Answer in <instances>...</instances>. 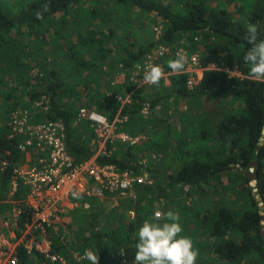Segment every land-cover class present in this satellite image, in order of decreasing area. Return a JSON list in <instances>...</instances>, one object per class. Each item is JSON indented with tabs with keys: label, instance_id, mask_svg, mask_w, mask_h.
Listing matches in <instances>:
<instances>
[{
	"label": "rangeland",
	"instance_id": "rangeland-1",
	"mask_svg": "<svg viewBox=\"0 0 264 264\" xmlns=\"http://www.w3.org/2000/svg\"><path fill=\"white\" fill-rule=\"evenodd\" d=\"M0 1L15 10L33 0ZM157 1L176 12H183L185 4L198 0ZM202 1L209 8L225 9L238 21L243 20L256 3V0ZM165 28L166 22L157 14L120 4L117 0H79L66 12L31 26L0 32V132H6L13 109L31 110L33 124L49 119V98L41 90L53 72L56 81L61 83L56 99L72 111L73 138L78 144L93 150L92 157L110 154L126 162L130 160L126 155L129 151L138 164L141 162L161 173L155 180V187L138 188L134 199L104 195L90 199L88 208L79 204L65 210L64 223L54 224L50 234L54 243L64 247L62 251L72 262L81 260L82 264H89L80 257L85 250L96 251L89 235V216L97 213L95 226L106 232L103 235L105 259L133 264L139 227L145 220L152 219L155 211L171 210L180 215L181 235L190 237L199 250L196 264H251V256L240 261L218 256L213 250L218 237L203 230L199 220L218 207L239 212L245 206L249 185L253 187L252 194L258 202L259 214L263 216L264 230V209L259 208L264 207V199L257 200L261 196L256 194V181L248 176V173H255L253 166L232 165L218 177L203 181L199 189L168 186L163 182L166 177L163 174L171 176L187 162L206 159L207 148L225 150L223 145L213 141V136L203 134L217 126L224 108L231 110L237 105L226 93L186 96L171 93L173 74L167 61L177 58L176 52L181 49L188 56L194 52L201 54L205 44L203 38L194 37L191 41L190 34L178 32L161 44L158 42L168 48L167 52L160 53L157 43L143 54L139 62H145L149 53L153 55L152 64L164 68L165 77L158 87L143 83L144 74L137 71L134 63L128 67L122 65L123 47L136 51L154 43ZM93 41L102 42L104 48ZM15 56L18 62L14 60ZM208 67L215 68L213 64ZM223 70L230 77L241 76L239 71ZM185 87L193 90L197 86L188 88L185 82ZM156 98L158 101L151 104ZM111 124H114L113 139L104 141L102 135ZM119 134L125 135L126 140ZM30 158L34 160L32 152L27 159ZM261 161L264 167V159ZM22 189L18 196V191L12 192L11 186L5 194H0L2 224L11 222L13 208L21 204L19 201L25 194ZM140 218L142 220L132 229V237L127 238L122 232L125 230L120 228ZM233 233L231 230L222 238H234Z\"/></svg>",
	"mask_w": 264,
	"mask_h": 264
},
{
	"label": "trees",
	"instance_id": "trees-1",
	"mask_svg": "<svg viewBox=\"0 0 264 264\" xmlns=\"http://www.w3.org/2000/svg\"><path fill=\"white\" fill-rule=\"evenodd\" d=\"M77 1L79 0H47L49 10L43 13L42 19H37L35 13L42 10V5L46 0H33L15 10L0 1V32L19 26H31L55 14L66 12ZM117 1L127 6H135L144 12H153L166 22V28L156 42L140 47L136 51L123 47L122 65L131 66L141 60L143 54L151 46L170 39L178 32H185L191 35V41L194 37L203 38L205 41L200 61L206 69L203 71L201 82L193 90L186 89L184 74H173L171 76V93L176 96L195 93L205 95L226 93L232 96L237 103L234 110L224 108L218 118L217 126L212 131L203 134L205 137L213 136V141L217 145H223L225 150L217 147L212 151L207 148L204 152L206 159L201 162H187L171 176L163 174L166 176L163 182L168 186L185 185L199 189L203 181L218 177L221 173L229 170L232 165L244 168L253 166L256 174V194L264 199V167L261 161L264 159V140L262 139L264 84L257 83L249 77L248 66L243 61V56L250 47L245 39L247 25L249 23L257 25L258 39H264V0H256L252 9L241 21L234 20L225 9L209 8L202 0L185 4L183 12H176L169 5L157 0ZM93 43L104 48L102 42L93 41ZM14 60L18 62L19 59L15 56ZM210 64H213L215 68H209ZM224 68L239 71L241 76L230 77L228 72L223 70ZM50 75L42 84L43 89L41 90L49 98L47 118H58L64 123L65 140L71 162L74 165L82 163L92 157L93 150L86 145L78 144L73 138L72 111H69L68 108L65 109L56 99L57 89L61 83L56 81L53 72ZM158 99L152 100L151 104H155ZM115 110L116 106H114L113 112ZM0 152L7 162L5 167L0 168V194H5L14 178L13 168L22 156L17 149V143L8 139L4 130L0 132ZM126 155L130 158L129 162L110 154L99 155L96 157V161L99 164H113L120 170L132 169L140 172L143 166L137 163L136 158L129 151L126 152ZM254 162L256 164L253 165ZM147 170L154 178L155 187V180L161 173L148 167ZM141 187L143 186L138 188ZM246 188L245 206L240 208L239 212L218 207L208 217H201L199 223L203 230H208L210 236L218 237L213 248L218 256L230 261H240L251 256L249 258L251 264H264V235L262 234L263 225L257 206L258 202L252 194L253 187L247 185ZM17 191L18 196L23 192L22 186ZM58 217L62 218L55 220L54 223L60 221L63 224L64 213H60ZM97 219L98 214L95 213L88 217L87 223L93 247L99 254V264H119L105 259L103 235L106 232L96 228ZM141 220L140 218L137 222H130L120 230H125L122 232L126 234L127 238H131L133 227L137 226ZM231 230L234 232V238L223 239L222 236ZM118 236H120V232ZM59 249L61 246L55 242L53 250L56 252ZM255 254L257 257L254 258Z\"/></svg>",
	"mask_w": 264,
	"mask_h": 264
},
{
	"label": "built area",
	"instance_id": "built-area-1",
	"mask_svg": "<svg viewBox=\"0 0 264 264\" xmlns=\"http://www.w3.org/2000/svg\"><path fill=\"white\" fill-rule=\"evenodd\" d=\"M160 44V53L167 52L168 48ZM178 53L187 56L183 73L187 87L198 86L206 69L201 65L200 52L188 56L181 49L176 55ZM151 56L148 53L145 62L137 61L134 67L141 65L140 71L144 74L153 65ZM13 110L6 133L8 139L17 143L22 158L13 168L14 178L10 186L12 192L22 186L25 194L19 201L21 204L13 208L11 222H0V264H82L81 260L70 261L62 251L64 247L56 252L53 250L50 231L55 220L62 218L58 217L59 214L79 204L88 208L90 199L104 195L134 199L137 188L153 186L154 178L141 162L139 165L143 168L140 172L120 170L113 164H99L96 157L74 165L65 140L64 123L60 119L33 124L31 110ZM113 128L114 124H111L103 133L104 141L113 139ZM119 135L126 140L125 135ZM31 152L34 160L27 159ZM6 165L0 152V168ZM72 191H82L83 198L73 199ZM129 213L133 215L132 210Z\"/></svg>",
	"mask_w": 264,
	"mask_h": 264
},
{
	"label": "clouds",
	"instance_id": "clouds-1",
	"mask_svg": "<svg viewBox=\"0 0 264 264\" xmlns=\"http://www.w3.org/2000/svg\"><path fill=\"white\" fill-rule=\"evenodd\" d=\"M49 10V3L42 5V10L35 13L37 19L43 18V13ZM245 37L250 47L243 56L248 66L249 77L257 83L264 84V39H258L257 25L249 23ZM187 62L186 54H177V58L167 61V67L172 74L182 75ZM137 71L141 65L137 64ZM165 77L164 68L153 64L143 75V83L160 85ZM73 199L83 198L82 191H72ZM180 215L171 210L167 212L155 211L152 219L145 220L138 229L137 243L133 264H196L199 250L194 247L190 237L183 236ZM81 259L89 264H99L96 251L85 250Z\"/></svg>",
	"mask_w": 264,
	"mask_h": 264
},
{
	"label": "water",
	"instance_id": "water-1",
	"mask_svg": "<svg viewBox=\"0 0 264 264\" xmlns=\"http://www.w3.org/2000/svg\"><path fill=\"white\" fill-rule=\"evenodd\" d=\"M262 134L264 135V128L262 129ZM253 165L254 164H256L255 162L254 163H252ZM248 176H249V178H251L252 180H255V178H256V174L255 173H248ZM262 199V197H258L257 198V200H261ZM259 208L260 209H264V207L263 206H259ZM261 218H263V216L261 215ZM261 224H262V222H261ZM262 234H264V230H262Z\"/></svg>",
	"mask_w": 264,
	"mask_h": 264
}]
</instances>
